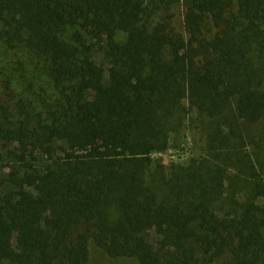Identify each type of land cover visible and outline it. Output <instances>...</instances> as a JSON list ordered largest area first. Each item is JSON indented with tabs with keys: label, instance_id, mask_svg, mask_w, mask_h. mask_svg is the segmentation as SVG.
<instances>
[{
	"label": "trees",
	"instance_id": "trees-1",
	"mask_svg": "<svg viewBox=\"0 0 264 264\" xmlns=\"http://www.w3.org/2000/svg\"><path fill=\"white\" fill-rule=\"evenodd\" d=\"M92 246L264 264V0H0V264Z\"/></svg>",
	"mask_w": 264,
	"mask_h": 264
},
{
	"label": "rangeland",
	"instance_id": "rangeland-1",
	"mask_svg": "<svg viewBox=\"0 0 264 264\" xmlns=\"http://www.w3.org/2000/svg\"><path fill=\"white\" fill-rule=\"evenodd\" d=\"M262 132L259 130L255 134V142L259 145L260 139H263V136H260ZM260 138V139H259ZM259 139L258 141H256ZM253 139H247V144H249L248 149L251 152L256 150L255 144L252 142ZM206 145L204 143L202 136L198 132H193L189 128H186L180 137L179 145H174L167 152L155 153L154 158L158 161L171 165L172 163H184L190 158L195 157L202 153V148ZM154 235H152V238ZM155 240V238H154ZM91 259L89 264H139L135 259H113L103 253L96 246H92L91 250Z\"/></svg>",
	"mask_w": 264,
	"mask_h": 264
}]
</instances>
